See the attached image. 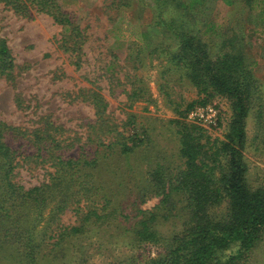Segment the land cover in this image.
<instances>
[{
    "label": "trees",
    "instance_id": "obj_1",
    "mask_svg": "<svg viewBox=\"0 0 264 264\" xmlns=\"http://www.w3.org/2000/svg\"><path fill=\"white\" fill-rule=\"evenodd\" d=\"M204 1L188 0L181 5L196 9ZM240 1L250 4L257 0ZM225 2L232 3V0ZM0 5L29 18L33 17L34 10L51 15L64 29L62 47L66 52L77 54L76 65H82L80 54L88 38L86 28L70 17L59 0H0ZM262 7L264 17V4ZM177 30L173 28L179 39L178 48L167 52L170 67H166L164 74L179 72L180 80L188 78L204 95L200 102L190 104L189 109L206 104L216 94L229 98L233 114L225 136L210 140L204 128L175 119L172 122L180 134L179 155L183 164L175 167L162 152L149 153L144 156L149 164L148 177L138 179L130 160L143 152H138L141 147L151 148L152 140L138 131L133 113L124 123L125 132L119 131V125L110 123L106 117V99L94 92L97 123L91 124V128L99 139L95 149L86 150L82 146L78 157H70L58 154L53 148L48 153L55 171L49 180L26 187L14 179L17 153L5 136L12 129L25 135L27 131L0 120V262L39 264L43 248L51 245L57 250L68 239L89 231V226L102 228L114 224L125 225L120 231L127 234L133 244L165 246L166 253L145 264H257L264 260V183L253 186L248 181L243 152L247 144V118L255 102L262 100V85L247 65L242 48L235 46L234 39H225L223 49L213 59L201 29ZM222 35L226 34L222 32ZM228 42L231 49L226 51ZM16 66L8 40L0 35V77L15 80ZM133 78L130 90L124 89L130 106L131 101L145 98L149 93L138 77ZM164 85L161 89L170 95ZM170 102L180 106L173 99ZM128 128L132 132L127 131ZM59 131H62L61 126L46 120L44 128L28 132L35 136L40 133L38 138L60 146ZM111 134L120 135L121 139L106 143L103 136ZM205 137L207 140L202 142ZM89 140L95 142L93 137ZM36 143L39 145L38 141ZM115 154L125 157V168L116 163L115 169H109L108 162ZM124 169L129 170V179L123 175L127 174ZM94 171L118 175L115 188L107 189L100 178L95 179ZM132 194L135 195L129 202L132 210L125 213L122 204L126 200L115 199L116 195ZM151 197H159V203L153 209L142 208ZM56 198L49 220L39 228L46 218L47 207ZM71 203L78 206V225H66L60 217ZM168 221L180 226L165 234L161 225ZM74 264L92 263L82 256ZM119 264L141 263L129 257Z\"/></svg>",
    "mask_w": 264,
    "mask_h": 264
},
{
    "label": "rangeland",
    "instance_id": "obj_2",
    "mask_svg": "<svg viewBox=\"0 0 264 264\" xmlns=\"http://www.w3.org/2000/svg\"><path fill=\"white\" fill-rule=\"evenodd\" d=\"M187 1L59 0L70 17L79 21L87 31L88 38L80 54V67L76 65L79 56L66 52L62 47L64 29L51 15L34 10L33 17L29 18L0 5V35L8 40L17 65L15 80L0 77V120L27 131L25 135L12 129L5 136L6 142L17 153L15 181L26 187L48 181L55 171L54 161L48 153L53 148L58 154L65 153L70 157H78L82 146L86 150L95 149L99 139L98 135L92 134L91 128V124L97 123L94 92L106 99V117L110 123L119 125V131L125 132L124 123L133 113L138 131L146 133L145 136L152 140L151 148L146 149V145L141 147L138 152L143 151V154L138 153L130 160L137 170L138 179L148 177L149 164L144 156L149 153L155 155L162 152L175 167L183 164L179 155L180 134L172 122L175 119L204 128L210 140L223 138L233 114L229 98L216 94L206 104H198L216 105L220 111L216 128L200 125L190 117L193 107L189 109L188 106L200 102L204 95L188 78L180 80L179 72L164 74L168 69L166 67H170L167 52L178 48L177 29L197 28L202 30V34L204 32L207 49L213 59L223 49L225 39H234L235 46L242 48L247 65L262 85V100L255 102L247 118V144L243 152L248 165V181L253 186L264 183L263 0L250 4L240 0H232V3L205 0L196 9H186L181 5ZM230 49L228 42L225 50ZM131 77L134 80L138 77L149 90L145 98L131 101L132 106L124 93V89L132 87ZM162 85L167 87L170 95L161 89ZM171 99L180 106L173 105ZM46 120L62 127L57 134L60 146L52 144L51 140L38 138L40 133L36 136L29 133L44 128ZM90 137L95 142L89 140ZM118 137L121 139L120 135L111 134L104 135L103 139L108 143ZM126 162L125 157L115 154L108 162L111 165L109 169H115L116 163L125 168ZM125 171L127 174L123 175L129 179V170ZM94 173L95 179L100 178L107 189L115 188L118 175L104 171ZM134 198L132 194L127 197L116 195L115 199L126 200L122 205L128 213L132 210L129 202ZM57 200L47 207L46 218L39 228L46 225L44 223L49 220L48 215ZM159 201V197H151L141 206L153 209ZM77 207L71 203L60 215L66 225L79 224ZM124 226H89V231L68 239L57 250L51 245L43 248L39 264H74L82 256L92 264H119L129 257L145 264L166 253L162 244H133L129 236L120 231ZM179 226L180 223L164 222L161 231L168 234ZM0 264L11 263L4 261ZM257 264H264V260Z\"/></svg>",
    "mask_w": 264,
    "mask_h": 264
},
{
    "label": "built area",
    "instance_id": "obj_3",
    "mask_svg": "<svg viewBox=\"0 0 264 264\" xmlns=\"http://www.w3.org/2000/svg\"><path fill=\"white\" fill-rule=\"evenodd\" d=\"M220 111L216 105L195 106L190 117L200 125L216 128L219 124Z\"/></svg>",
    "mask_w": 264,
    "mask_h": 264
}]
</instances>
